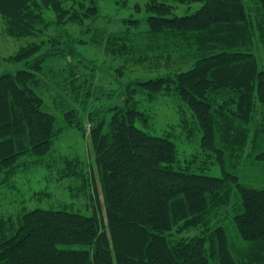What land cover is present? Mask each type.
<instances>
[{"label":"trees","instance_id":"obj_1","mask_svg":"<svg viewBox=\"0 0 264 264\" xmlns=\"http://www.w3.org/2000/svg\"><path fill=\"white\" fill-rule=\"evenodd\" d=\"M166 1L176 7L136 4L144 17L110 31L97 26L99 0H0L2 33L29 40L4 59L22 69L0 73V189L21 159L76 131L90 140L101 192L90 194L98 216L0 219V264H264V0ZM85 45L165 73L107 105L115 91ZM169 96L190 113L191 126L182 116L178 127L201 133L184 166L168 132L143 130L150 117L136 101ZM212 165L220 177L202 173Z\"/></svg>","mask_w":264,"mask_h":264},{"label":"rangeland","instance_id":"obj_2","mask_svg":"<svg viewBox=\"0 0 264 264\" xmlns=\"http://www.w3.org/2000/svg\"><path fill=\"white\" fill-rule=\"evenodd\" d=\"M147 0H99L100 17L97 26L104 27L110 31L121 30V20L132 16L142 18L143 14H137L132 7L136 4L142 6ZM174 7L176 4L166 1ZM200 4L178 5L176 15L185 16L195 13ZM77 36L78 34L75 33ZM87 39V38H85ZM28 39H13L2 33L0 19V73L3 71L15 72L22 69L18 63H7L4 61L14 55L17 50L25 46ZM79 50L84 56L98 65L102 70L99 82L109 91L113 92L112 100L103 103L113 105L118 103L117 91L126 84L134 81H147L155 79L164 69L156 70L152 66L133 65L120 59L113 60L106 56L101 49L88 45L81 46ZM122 69L120 76L117 69ZM111 92V91H110ZM138 110L150 117L149 124L143 130L157 137L169 133L170 140L175 144L177 159L181 166L185 160L200 152L201 133L194 130L188 136L178 127L182 116L191 126L189 111L173 96L160 97L153 102L136 98ZM45 110L51 114L55 111ZM181 111V112H180ZM202 173L220 177L221 173L217 166H209ZM92 178L97 183V189L90 188L88 181ZM99 188V189H98ZM90 191V192H89ZM100 185L97 168L94 163V155L88 137H83L79 132L69 131L59 136L45 157H26L21 159L11 176L10 184L0 189V219L8 217L16 219L21 212L35 209L65 211L83 216L99 215L98 208L90 199L93 197L101 199ZM101 210V209H100ZM190 232L189 235H193Z\"/></svg>","mask_w":264,"mask_h":264}]
</instances>
